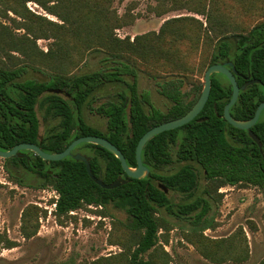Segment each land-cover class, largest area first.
<instances>
[{
	"label": "trees",
	"instance_id": "trees-1",
	"mask_svg": "<svg viewBox=\"0 0 264 264\" xmlns=\"http://www.w3.org/2000/svg\"><path fill=\"white\" fill-rule=\"evenodd\" d=\"M116 1L0 0V16L13 25L0 21L1 151L32 143L46 153H60L76 139L100 136L122 151L130 167H137L136 149L145 133L185 116L198 101L204 83L195 80L196 70L186 62L200 49L208 51L201 69L204 78L210 66L233 62L240 86L249 79L260 81L241 91L231 109L242 121L255 116L264 103V18L247 30L224 15L212 0H158L155 10L159 16L188 9L204 16L206 26L195 17L172 18L158 33L122 39L116 30L127 21L114 8ZM29 2L59 22L33 13L27 7ZM38 40L52 41L48 52L39 49ZM90 53L105 54L111 67L79 72ZM157 67H172L170 76L159 85L161 95L173 103L165 112L139 91L140 73L159 77L153 74H158ZM30 71L45 72L47 79H26ZM211 79V95L203 111L187 125L161 133L146 144L142 160L150 177H128L112 153L89 143L76 147L73 154L86 153L94 175L105 184L118 179L127 180L126 184L104 189L89 176L83 161L73 157L45 161L30 151L4 160L9 177L23 184L20 176H26L35 189L55 191V216L61 223L70 212L89 206L102 207L96 213L104 216L110 206L125 213V221H120L121 237L111 241L123 251L88 264H173L165 246L174 221L189 226L183 238L206 260L244 263L250 257V247L243 228L222 239L209 238L205 231L215 226L208 215L214 194L223 196L218 193L221 188H264V121L260 118L252 128L262 142L261 149L247 131L231 126L224 118L233 92L230 81L221 74ZM186 82L189 92L183 91ZM101 95L108 100L96 105ZM87 112L105 119V129L89 124ZM40 113L47 123L44 132ZM175 163L180 164L175 172L161 174ZM200 174L205 180L204 196L194 198ZM158 183L188 200L176 204ZM39 212L35 205L24 211L25 239L37 235ZM15 247L17 243L0 232V248ZM258 264H264V258Z\"/></svg>",
	"mask_w": 264,
	"mask_h": 264
},
{
	"label": "rangeland",
	"instance_id": "rangeland-1",
	"mask_svg": "<svg viewBox=\"0 0 264 264\" xmlns=\"http://www.w3.org/2000/svg\"><path fill=\"white\" fill-rule=\"evenodd\" d=\"M212 3L220 8L224 15L231 17L247 30L264 18V0H212ZM158 4V0H117L114 8L118 15L127 21L126 26L116 30L118 37L122 39L131 37L134 40L138 35L158 33L165 21L179 17H195L206 26L204 16L188 9L159 16L155 10ZM27 7L35 14L59 22L55 16L48 14L34 2L27 3ZM9 16L16 18L11 12ZM0 21L13 27L12 21L8 18L0 16ZM17 33L22 34L23 31H17ZM51 43V40H38L37 46L42 51L48 52ZM105 56L103 53H90L79 72H94L110 68L112 64L105 61ZM207 56L208 51L203 52L200 49L186 62L196 70L195 80H200L202 83L205 80L201 69L203 63L207 62ZM144 67L147 68L146 65ZM171 69L172 67H164L159 69L158 74L153 73L159 77H152V74L144 72L139 75V91L146 93L151 104L164 112L173 103L161 95L159 85L163 83ZM25 78L43 81L47 79V74L30 71ZM190 88V84L186 82L183 91L189 92ZM113 91H121V89L114 88ZM107 100L106 95H101L96 105ZM39 116L42 122L41 130L44 132L47 123L43 120L41 113ZM86 118L89 124L105 129V119L90 112L86 113ZM262 120H264V111ZM80 154L87 156L84 152ZM4 160L0 158V232L15 241L17 247L0 248V264H88L101 257H109L123 251L121 246L111 244V241L121 237L123 228L120 221L123 222L126 219L124 212L110 206L106 210L107 215L104 216L96 213L103 209L102 207L89 206L88 209L76 210L74 214L69 213V218L62 219L64 223H61L55 216L57 193L50 189H35L26 176H20L23 184L16 183L9 177ZM179 165L175 163L163 170L161 174L175 172ZM204 189L205 180L200 174L194 198L204 196ZM218 193L223 196L214 194L215 200L212 201V209L208 215V219L214 221L215 226L205 231V236L212 239L228 238L243 228L250 247L249 259L244 263L229 261L221 264H258L264 258V188L250 185L227 186L221 188ZM168 194L176 204L188 200L180 193L169 191ZM31 205L40 209L39 231L31 239H25L22 232V217L24 211ZM173 224L170 242L165 246L173 257V264H218L203 258L183 238L184 232L189 228L186 223L174 221Z\"/></svg>",
	"mask_w": 264,
	"mask_h": 264
},
{
	"label": "water",
	"instance_id": "water-1",
	"mask_svg": "<svg viewBox=\"0 0 264 264\" xmlns=\"http://www.w3.org/2000/svg\"><path fill=\"white\" fill-rule=\"evenodd\" d=\"M228 66L232 68L229 69ZM235 67L233 63H227L226 65H212L209 67V69L206 71L205 74V82H204V88L202 91V94L197 101V103L193 106V108L183 117L179 119H175L173 121H169L166 123H163L161 125H158L148 132L145 133V135L140 139L137 149H136V159H137V167L133 168L130 167L126 161V158L122 151L113 143H111L109 140L100 137V136H85L81 137L79 139H76L73 141V143L64 151L60 153H46L44 152L39 146L32 144V143H22L14 147V149L10 151H1L0 150V158L3 159H9L13 158L19 155L20 152L23 151H30L35 153L37 156L41 157L45 161H60L67 157H73L77 161H83L86 164V168L88 171L89 176L102 188L104 189H116L119 188L121 185H124L127 183V180L125 179H118L112 184H105L102 180L98 179L93 171L90 164V160L87 156L76 153L73 154V150L78 147L81 144L89 143V144H95L98 146H101L108 150L110 153H112L120 162L122 165V168L124 169L125 173L128 177L133 179H145L150 174V169L146 167L142 160V153L146 146V144L152 140L155 136L164 133L166 131L175 130L177 128L183 127L187 125L188 123L192 122L205 108L212 89V75L214 74H222L224 75L231 83L233 93L232 98L230 102L226 105L224 110V116L225 119L230 123L233 127L241 130L250 131L251 137L254 139L256 143L259 144L261 147L262 144L257 136H255L251 132V128L254 127L257 122L260 119V116L262 114V111L264 110V103L260 104L255 116L253 119L249 121H241L238 119H235L231 115V108L237 103L238 98L240 96V92L244 91L249 85L256 84L258 81H250L249 83L240 86L235 78ZM22 156H25V154H22ZM160 187L165 190L166 193L169 192L168 188H166L164 185L160 184Z\"/></svg>",
	"mask_w": 264,
	"mask_h": 264
},
{
	"label": "flooded vegetation",
	"instance_id": "flooded-vegetation-1",
	"mask_svg": "<svg viewBox=\"0 0 264 264\" xmlns=\"http://www.w3.org/2000/svg\"><path fill=\"white\" fill-rule=\"evenodd\" d=\"M227 63H233V62H226V63H224V64H220V65H226ZM234 67H235V66H234ZM228 68L232 70V68H231L230 66H228ZM235 71H236V69H235ZM236 74H237V72L235 73V75H236ZM221 75H222V74H221ZM223 76H224V75H223ZM224 77H225V76H224ZM235 78H236V77H235ZM221 80L224 81V79H222V78H221ZM236 81H237V80H236ZM250 81H258L257 83H260L259 80H250V79H249L245 84L249 83ZM257 83H256V84H257ZM245 84H244V85H245ZM253 85H254V84H253ZM242 86H243V85H242ZM249 86H251V85H249ZM249 86H248V87H249ZM248 87H247V88H248ZM247 88H246V89H247ZM246 89H245V90H246ZM211 90H212V89H211ZM232 91H233V89H232ZM232 93H233V92H232ZM240 93H241V92H240ZM201 94H202V93H201ZM210 95H211V93H210ZM200 96H201V95H200ZM199 98H200V97H199ZM209 98H210V97H209ZM198 100H199V99H198ZM196 103H197V102H196ZM196 103H195V104H196ZM261 104H262V103H261ZM258 107H259V106H258ZM192 108H193V107H192ZM231 109H232V108H231ZM257 109H258V108H257ZM224 110H225V109H224ZM256 111H257V110H256ZM263 111H264V110H263ZM263 111H262V113H263ZM230 112H231V111H230ZM231 115H232V114H231ZM232 116H233V115H232ZM233 117H234V116H233ZM224 118H225V116H224ZM234 118H235V117H234ZM253 118H254V117H253ZM253 118H252V119H253ZM260 118H262V114H261ZM235 119H236V118H235ZM238 120H239V119H238ZM259 120H260V119H259ZM226 121H227V120H226ZM241 121H242V120H241ZM248 121H249V120H248ZM263 121H264V120H263ZM227 122H228V121H227ZM257 123H258V122H257ZM229 124H230V123H229ZM230 125H231V124H230ZM231 126H232V125H231ZM252 128H253V127H252ZM252 128H251V132L253 133ZM244 131H246V130H244ZM247 132H248V134L250 135V131H247ZM253 134H254V133H253ZM254 135H255V134H254ZM255 136H256V135H255ZM250 137H251V135H250ZM251 138H252V137H251ZM252 139H253V138H252ZM253 140H254V139H253ZM259 140H260V139H259ZM254 142H255V141H254ZM260 142H261V141H260ZM255 143H256V142H255ZM257 144H258V143H257ZM261 144H262V142H261ZM258 145H259V144H258ZM259 147H260V146H259ZM260 148L262 149V146H261ZM148 177H150V174H149ZM158 184L160 185L161 183H158ZM168 193H169V192H168Z\"/></svg>",
	"mask_w": 264,
	"mask_h": 264
},
{
	"label": "built area",
	"instance_id": "built-area-1",
	"mask_svg": "<svg viewBox=\"0 0 264 264\" xmlns=\"http://www.w3.org/2000/svg\"><path fill=\"white\" fill-rule=\"evenodd\" d=\"M90 207H93V206H90ZM56 208H57V204H55V210H56ZM74 213H75V211L70 212V214H74Z\"/></svg>",
	"mask_w": 264,
	"mask_h": 264
}]
</instances>
